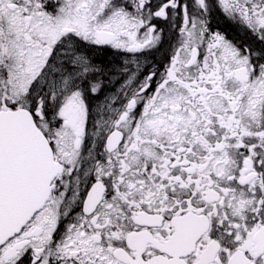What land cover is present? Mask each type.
<instances>
[{
	"label": "snow or ice",
	"instance_id": "6c2138e0",
	"mask_svg": "<svg viewBox=\"0 0 264 264\" xmlns=\"http://www.w3.org/2000/svg\"><path fill=\"white\" fill-rule=\"evenodd\" d=\"M0 264H264V0H0Z\"/></svg>",
	"mask_w": 264,
	"mask_h": 264
}]
</instances>
